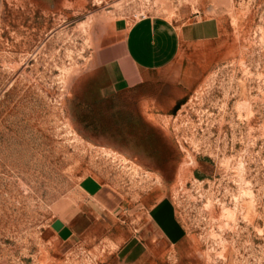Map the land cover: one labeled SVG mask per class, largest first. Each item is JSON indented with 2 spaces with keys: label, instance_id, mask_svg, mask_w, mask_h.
<instances>
[{
  "label": "rangeland",
  "instance_id": "rangeland-1",
  "mask_svg": "<svg viewBox=\"0 0 264 264\" xmlns=\"http://www.w3.org/2000/svg\"><path fill=\"white\" fill-rule=\"evenodd\" d=\"M146 15L218 20L182 49L198 85L98 98L95 50ZM75 213L62 242L51 222ZM0 264H264V0H2Z\"/></svg>",
  "mask_w": 264,
  "mask_h": 264
},
{
  "label": "crops",
  "instance_id": "crops-1",
  "mask_svg": "<svg viewBox=\"0 0 264 264\" xmlns=\"http://www.w3.org/2000/svg\"><path fill=\"white\" fill-rule=\"evenodd\" d=\"M1 4L2 0L0 11ZM109 31V41L99 46L93 57L100 99L116 97L138 86L149 89L158 83L178 92L194 89L202 73L199 65L185 56L182 49L217 40L221 29L213 17L178 24L165 17L146 15L132 21L116 18ZM78 188L88 197H96L103 190L101 181L93 176L81 178ZM161 206L152 209L150 225L153 228L165 222ZM80 216L75 213L58 217L51 222V230L60 241H69L76 225L84 224ZM140 246L142 243L137 237L134 242L127 240L118 251L119 259L125 263L137 260L141 255Z\"/></svg>",
  "mask_w": 264,
  "mask_h": 264
},
{
  "label": "built area",
  "instance_id": "built-area-1",
  "mask_svg": "<svg viewBox=\"0 0 264 264\" xmlns=\"http://www.w3.org/2000/svg\"><path fill=\"white\" fill-rule=\"evenodd\" d=\"M141 17H143V16H141Z\"/></svg>",
  "mask_w": 264,
  "mask_h": 264
}]
</instances>
